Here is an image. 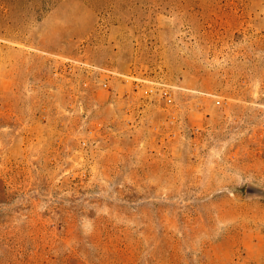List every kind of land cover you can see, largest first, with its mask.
Here are the masks:
<instances>
[{
	"label": "rangeland",
	"instance_id": "374dc122",
	"mask_svg": "<svg viewBox=\"0 0 264 264\" xmlns=\"http://www.w3.org/2000/svg\"><path fill=\"white\" fill-rule=\"evenodd\" d=\"M262 122L264 0H0V264H264Z\"/></svg>",
	"mask_w": 264,
	"mask_h": 264
},
{
	"label": "water",
	"instance_id": "95a60500",
	"mask_svg": "<svg viewBox=\"0 0 264 264\" xmlns=\"http://www.w3.org/2000/svg\"><path fill=\"white\" fill-rule=\"evenodd\" d=\"M259 192L260 191L257 188H255V187H252V186H247L246 187V193L247 194H257Z\"/></svg>",
	"mask_w": 264,
	"mask_h": 264
},
{
	"label": "built area",
	"instance_id": "2783aa9c",
	"mask_svg": "<svg viewBox=\"0 0 264 264\" xmlns=\"http://www.w3.org/2000/svg\"><path fill=\"white\" fill-rule=\"evenodd\" d=\"M260 127H261L260 138L264 140V122H262Z\"/></svg>",
	"mask_w": 264,
	"mask_h": 264
}]
</instances>
